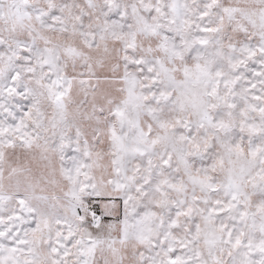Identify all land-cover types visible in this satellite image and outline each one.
I'll return each instance as SVG.
<instances>
[{
  "label": "snow or ice",
  "instance_id": "obj_1",
  "mask_svg": "<svg viewBox=\"0 0 264 264\" xmlns=\"http://www.w3.org/2000/svg\"><path fill=\"white\" fill-rule=\"evenodd\" d=\"M0 264H264V0H0Z\"/></svg>",
  "mask_w": 264,
  "mask_h": 264
}]
</instances>
